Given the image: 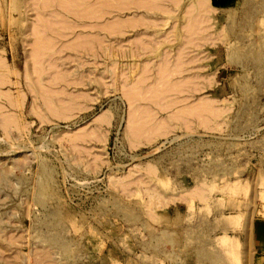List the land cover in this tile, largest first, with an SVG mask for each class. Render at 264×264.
I'll list each match as a JSON object with an SVG mask.
<instances>
[{
    "label": "rangeland",
    "instance_id": "1",
    "mask_svg": "<svg viewBox=\"0 0 264 264\" xmlns=\"http://www.w3.org/2000/svg\"><path fill=\"white\" fill-rule=\"evenodd\" d=\"M195 1L0 0V264H185L197 251L239 264L232 235L264 216V0H207L203 21ZM124 88L175 127L137 150L124 140L136 158L120 167ZM106 110L101 145L89 131ZM155 193L184 196L187 221L162 219L179 213Z\"/></svg>",
    "mask_w": 264,
    "mask_h": 264
},
{
    "label": "bare ground",
    "instance_id": "2",
    "mask_svg": "<svg viewBox=\"0 0 264 264\" xmlns=\"http://www.w3.org/2000/svg\"><path fill=\"white\" fill-rule=\"evenodd\" d=\"M158 2V1H157ZM206 2H207V0H197V1H195L194 3H196V4H194L193 5V8H192V11H191V13L193 12L194 14H197L199 17L200 16H202L203 17V14L205 13V9H206ZM131 3H133V2H131ZM176 3V2H175ZM155 6H157V7H159L158 5H155ZM151 7V6H150ZM191 7V6H190ZM150 9V8H149ZM96 10V9H95ZM160 10V9H159ZM162 10H164L163 8H162ZM189 10V9H188ZM191 10V9H190ZM190 15H188V17H189ZM197 16V17H198ZM202 17H200V21H203V20H201V18ZM195 20H197V18L196 17H194V18H192V19H190V25H188L187 24V28H186V30L188 31V32H190V34H192L193 33V27H195L194 25H195ZM199 21V22H200ZM205 22V21H204ZM197 23H198V21H197ZM197 23H196V25H197ZM199 25H201V24H204L203 22H201V24L200 23H198ZM203 28V27H202ZM195 29V28H194ZM200 30V29H199ZM198 30V31H199ZM185 31V30H184ZM192 31V32H191ZM188 35H190L189 33H187ZM197 30H196V33H195V35L197 36ZM193 36H194V34H192ZM190 36V37H193V36ZM196 36H194V37H196ZM189 37V36H188ZM188 39V38H187ZM205 40V39H204ZM188 42V41H187ZM42 43H43V41H42ZM94 55V54H93ZM137 56V55H136ZM94 58V57H93ZM182 59V58H181ZM176 60V59H175ZM182 63V62H181ZM165 64H166V62H165ZM175 64V63H174ZM183 64V63H182ZM163 65V64H162ZM167 65V64H166ZM178 65V64H177ZM165 66V65H164ZM179 66H180V64H179ZM146 66H144V68H145ZM163 67V66H162ZM171 67V66H170ZM181 67V66H180ZM165 68V67H164ZM176 70H174L173 68H165V71H164V69H162L161 71L163 72V75H165V74H167V76L166 77H169L168 76V74H170L171 72H175V71H177V70H179V67H177L176 65H175V67H174ZM161 69V68H160ZM173 69V70H172ZM43 70V69H42ZM46 70V69H45ZM143 71V70H142ZM149 71V70H148ZM27 72V71H26ZM145 72V71H144ZM169 72V73H168ZM173 72V73H174ZM178 72V71H177ZM161 73V72H160ZM159 73V74H160ZM176 73V72H175ZM28 74V73H27ZM172 74V73H171ZM3 76V75H2ZM161 76H162V73H161ZM2 78V77H1ZM4 78V77H3ZM165 78V77H164ZM201 78V77H200ZM27 79H29V78H27ZM117 79V78H116ZM169 79V78H168ZM186 79V78H185ZM190 79V78H189ZM194 79V78H193ZM208 79V78H207ZM9 81V80H8ZM6 82V81H5ZM10 82V81H9ZM8 82V83H9ZM1 83V82H0ZM38 83V82H37ZM139 83V82H138ZM131 84V83H130ZM162 84V83H161ZM169 84V83H168ZM1 85H3L2 83H1ZM171 85V84H170ZM160 86V85H159ZM166 86V85H165ZM178 86V85H177ZM176 85H175V87H177ZM28 87V86H27ZM163 87H164V85H163ZM167 87V86H166ZM165 87V88H166ZM169 87V86H168ZM171 87H173V86H171ZM171 87L169 88V89H171ZM174 87V88H175ZM181 87V86H180ZM195 87V86H194ZM184 88V87H183ZM162 89V88H161ZM178 89V88H177ZM121 90V89H120ZM156 90V89H155ZM163 90V89H162ZM175 90L176 89H174V92H175ZM180 90V89H179ZM139 91V90H138ZM137 91V89H125L124 88V90H122V92H123V95H122V97L124 98V100H125V102H126V105H127V109H126V115H125V130H124V132H123V137L122 138H117V142H116V144H121V140H122V142L125 140V142H126V144H127V146H128V149H130V150H137L138 148H141V147H143V146H146V145H149V144H152L153 142H155L156 140H158L159 138V140H166V139H169L170 138V135L172 134V132H173V129H174V124L173 125H169L168 123H166V122H164L163 121V123L162 122H159V123H157L158 121V119L155 121V123H153L152 124V122H153V117L151 116V114L149 113V112H140V111H142V110H140V108L138 109V105L136 106V102H137V100H136V95H141L140 94V92L137 94L136 92H138ZM160 91V90H159ZM165 90H163V92H164ZM153 91H151V93H152ZM156 92V91H155ZM154 92V93H155ZM161 92V91H160ZM161 93L162 95L164 94V93ZM165 92H167V91H165ZM170 92H172V91H170ZM169 92V93H170ZM181 92V91H180ZM157 93H158V91H157ZM168 93V94H169ZM177 93V92H176ZM1 94V93H0ZM136 94V95H135ZM148 94V93H147ZM167 94V93H166ZM150 95V94H149ZM152 96H154V94H151ZM157 95V94H156ZM40 96V95H39ZM142 96V95H141ZM160 96V95H159ZM171 96V95H170ZM175 96V95H174ZM5 97V96H4ZM151 97V96H150ZM156 96H154V98H155ZM167 97H169V96H167ZM144 98V97H143ZM140 99V98H139ZM142 99V98H141ZM150 99V98H149ZM188 99H190V98H188ZM187 99V100H188ZM150 100H155V99H153V98H151ZM7 101H9V100H7ZM61 101V100H60ZM141 101V100H140ZM147 101V100H146ZM156 101H158V103L160 102L159 101V99L157 100V98H156V100L155 101H153V102H155V103H157ZM162 101V100H161ZM11 102V101H10ZM48 102V101H47ZM205 102V101H204ZM12 103V102H11ZM10 103V104H11ZM51 103V102H50ZM21 104V103H20ZM49 104V103H48ZM48 104H47V106H48ZM160 104V103H159ZM159 104L157 105V107H161L160 108V110L163 108V106H162V103H161V106H159ZM75 105V104H74ZM78 105V104H77ZM49 106H50V104H49ZM68 106V105H67ZM153 106H154V104H153ZM12 107V106H11ZM77 107V106H76ZM4 108V107H3ZM51 108V107H50ZM55 108V107H54ZM66 108V107H65ZM68 108V107H67ZM149 108V107H148ZM52 109V108H51ZM51 109H48V110H50L51 112L54 110H51ZM158 109V108H157ZM197 109V108H196ZM61 110H62V108H61ZM61 110L59 111V109H58V111H55V112H57V114L55 115V113H53L54 115H55V117L57 118H60L61 120L63 119V120H67V119H69L64 113H62L61 112ZM152 110V109H151ZM159 110V109H158ZM194 110V109H193ZM198 110V112H206V111H208V112H211V114H213L212 113V109L210 108V107H206V108H203V107H201L200 106V110L199 109H197ZM146 111V110H145ZM66 113H67V111H65ZM69 112V111H68ZM153 112V111H152ZM155 113L157 112V111H154ZM153 112V113H154ZM1 113V112H0ZM71 113V112H70ZM155 113H154V115H155ZM193 113V112H192ZM52 114V115H53ZM216 114V113H215ZM54 115L52 116V117H54ZM157 115V114H156ZM155 115V116H156ZM13 118V117H12ZM2 119V118H1ZM6 119V118H5ZM93 120V119H92ZM110 120H111V114H110V112L108 111V110H106V111H103L101 114H99L98 116H96L95 118H94V124H95V126H97L95 129H92L91 131H89L90 133H92V135L95 133L94 131H98V129L100 128H103L104 126H108L109 124H110ZM4 121V120H3ZM16 121V120H15ZM169 121V120H168ZM6 122H8L7 120L5 121V123ZM48 122V121H47ZM4 123V122H3ZM10 123V122H9ZM3 125V124H2ZM12 125V124H11ZM183 125V127H184V129H189L190 130V125H189V122H187L186 121V123L185 124H182ZM5 126V125H4ZM9 126V125H8ZM94 126V127H95ZM15 127V126H14ZM91 127V126H90ZM92 127H93V125H92ZM4 128V127H3ZM6 128V127H5ZM18 128V127H17ZM86 129H87V127H86ZM85 129V127L84 128H82V129H79L78 131H81L82 133H83V131H85L86 130ZM91 129V128H90ZM89 128H88V130H90ZM97 129V130H96ZM77 130V129H76ZM100 133H99V135H98V137H97V141H99L100 143H101V145H102V143H104L105 141H106V131L105 130H103V129H101L100 131H99ZM75 133V132H74ZM79 134H80V132H78ZM85 133H87V132H85ZM89 134V133H88ZM88 134H86V135H88ZM81 135H83V134H81ZM90 135V134H89ZM7 136V135H6ZM75 136V135H74ZM78 136V135H77ZM76 136V137H77ZM81 137V136H80ZM91 137V136H90ZM93 137V136H92ZM95 137H96V135H95ZM83 138V137H82ZM86 138V137H85ZM96 139V138H95ZM174 139V138H173ZM81 140V139H80ZM162 146V145H161ZM103 147V146H102ZM105 155V154H104ZM125 155V154H124ZM96 156H98V155H96ZM94 157H95V155H94ZM99 157V156H98ZM104 157V156H103ZM133 157H135V156H128V155H125V159H128L129 161H132V160H134L133 159ZM100 158H101V156H100ZM100 158H98V159H100ZM101 162H103V159L101 158V160H100ZM99 162V161H98ZM107 162V161H106ZM94 164V163H93ZM104 164H105V161H104ZM135 167V166H134ZM147 167H149V168H147ZM137 168H139V167H136V169ZM145 169V168H144ZM143 169V170H144ZM155 169V168H154ZM132 170H134L135 171V169H132ZM138 170V169H137ZM146 176H154V172H155V170H153V167H151L150 168V166H146ZM145 170H144V172H145ZM92 171V170H91ZM94 171V170H93ZM90 172V171H89ZM131 172V171H130ZM128 173V174H131V173ZM135 173V172H134ZM134 173H132V175L134 174ZM138 174V173H137ZM131 175V176H132ZM109 176H110V174H109ZM122 176V175H121ZM118 177V176H117ZM129 177V176H128ZM108 179H110V180H113V178L110 176V177H107ZM115 178V177H114ZM125 178V177H124ZM127 178V177H126ZM131 178V177H130ZM117 179V178H116ZM128 179V178H127ZM143 180V179H142ZM145 180V179H144ZM108 181V180H107ZM123 181V177H122V179L121 178H119L117 181L115 180V182H112V181H110L112 184H114L115 183V185H116V183H117V185L119 184L120 186L122 185L123 186V183L124 182H122ZM128 181H130V180H128ZM134 181V180H133ZM148 182H149V180H147ZM151 181V180H150ZM109 182V181H108ZM125 183H127L126 181H125ZM124 183V184H125ZM132 184V183H131ZM133 184H135V182L133 183ZM127 185V184H126ZM129 185V184H128ZM127 185V186H128ZM144 185H145V183H144ZM121 186V187H122ZM141 186H143V185H141ZM199 186V185H198ZM203 186V185H202ZM125 187V186H124ZM136 187V186H135ZM144 187V186H143ZM153 188V187H152ZM194 188V187H193ZM192 188V189H193ZM199 188V187H198ZM201 188V187H200ZM122 189V188H121ZM140 189V188H139ZM151 189V188H150ZM150 189H148V191L150 192ZM126 190V189H125ZM124 190V191H125ZM203 189H201V190H197V191H195V189H193V191L192 192H190V193H186V194H188V198H189V194H190V198L191 197H193V198H199L198 200H200L201 199V201L202 200H204V198L206 199V197L202 194V193H204V192H201ZM128 191V190H127ZM146 192V191H145ZM153 193H154V191H152ZM147 193V192H146ZM145 193V194H146ZM152 193V194H153ZM155 194H157V193H155ZM183 195H184V193H182ZM205 194V193H204ZM148 196V195H147ZM155 196H157V198H155L156 199V202H157V205H166V202H165V200L168 202L169 200H167V199H165V197H164V199H162L160 196H162V195H160L159 197H158V194L157 195H155ZM154 196V197H155ZM171 196V195H170ZM168 197V196H167ZM182 197V195L180 196V198H179V201H180V199H183V201H184V196H183V198H181ZM187 197V196H186ZM149 198V197H148ZM162 200H161V199ZM172 198V197H171ZM170 198V199H171ZM174 198V197H173ZM172 198V199H173ZM176 196H175V200H176ZM151 201H153V197H152V195H151ZM168 199H169V197H168ZM172 199H171V202H172ZM164 200V201H163ZM178 200V199H177ZM149 201V200H148ZM174 201V200H173ZM182 201V200H181ZM155 202V201H154ZM187 202V201H186ZM199 202V201H198ZM159 203V204H158ZM165 203V204H164ZM150 204H152V202L150 203ZM155 205V204H154ZM151 205H149V207H150ZM156 206V205H155Z\"/></svg>",
    "mask_w": 264,
    "mask_h": 264
},
{
    "label": "crops",
    "instance_id": "3",
    "mask_svg": "<svg viewBox=\"0 0 264 264\" xmlns=\"http://www.w3.org/2000/svg\"><path fill=\"white\" fill-rule=\"evenodd\" d=\"M176 184L180 188L178 189L177 193H171V194L176 195L179 193H183L184 191L189 189V188H185L183 192H179V190L182 189L184 183L178 182ZM158 192L162 196H169L163 191H158ZM163 208L166 209L170 208V210L179 213L177 214L179 215L178 218H174L171 216L167 217V215L163 216L162 219H165L166 221L169 220L171 224L172 223L179 224L186 222L188 217L190 216L188 214V210H189L188 203L184 201L170 202L164 207H160L159 209L162 210ZM182 211L184 212V214H181ZM110 219L112 221L111 223H113L114 220L112 216L110 217ZM176 229L180 230L178 227ZM232 236H234V238L237 240L239 244V247L236 250V255L238 257L239 264H264V216L261 213H254L252 218L249 217L246 220V222L242 226V229ZM205 252L206 251H202L201 256L198 254V251L195 254L193 253L188 254L189 256L188 258H186L187 260L185 264H231V262L223 258L222 253L220 251H218L215 254L211 253V255L217 257L215 259L210 258V255Z\"/></svg>",
    "mask_w": 264,
    "mask_h": 264
},
{
    "label": "built area",
    "instance_id": "4",
    "mask_svg": "<svg viewBox=\"0 0 264 264\" xmlns=\"http://www.w3.org/2000/svg\"><path fill=\"white\" fill-rule=\"evenodd\" d=\"M120 130V129H119ZM114 131H116V129L114 130ZM118 134H120L121 135V131L120 132H115V134H114V136H115V139H114V141H113V147H112V149L113 150H116V151H119V153H121V155H122V158L123 159H120V161H119V164H117V166H120L121 164H122V162H125L126 160L124 159L125 158V155H126V153H122L123 152V143H122V141H120L121 142V144L119 143V144H117V145H115V143H116V138H119L120 139V135L118 136ZM125 154V155H124ZM120 167H122V166H120ZM124 167V166H123ZM101 181V180H100Z\"/></svg>",
    "mask_w": 264,
    "mask_h": 264
}]
</instances>
